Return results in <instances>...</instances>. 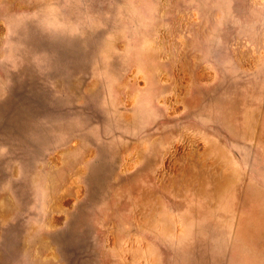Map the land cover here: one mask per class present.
Instances as JSON below:
<instances>
[{
    "label": "rangeland",
    "instance_id": "374dc122",
    "mask_svg": "<svg viewBox=\"0 0 264 264\" xmlns=\"http://www.w3.org/2000/svg\"><path fill=\"white\" fill-rule=\"evenodd\" d=\"M0 264H264V0H0Z\"/></svg>",
    "mask_w": 264,
    "mask_h": 264
}]
</instances>
